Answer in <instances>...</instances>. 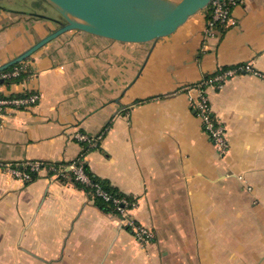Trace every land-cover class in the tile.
<instances>
[{
	"label": "crops",
	"instance_id": "obj_1",
	"mask_svg": "<svg viewBox=\"0 0 264 264\" xmlns=\"http://www.w3.org/2000/svg\"><path fill=\"white\" fill-rule=\"evenodd\" d=\"M51 9L0 0V65L56 29ZM205 26L202 11L154 44L71 31L3 86L6 98L39 100L5 113L0 162L67 168L32 182L0 168V264H264V77L236 73L208 88L227 127L225 156L188 91L247 64L264 76V0H246L216 37ZM78 132L102 138L84 155ZM77 159L138 203L152 242L140 244L74 180Z\"/></svg>",
	"mask_w": 264,
	"mask_h": 264
},
{
	"label": "water",
	"instance_id": "obj_2",
	"mask_svg": "<svg viewBox=\"0 0 264 264\" xmlns=\"http://www.w3.org/2000/svg\"><path fill=\"white\" fill-rule=\"evenodd\" d=\"M57 16V28L0 65V73L27 61L39 49L71 31L124 43H156L174 34L213 0H41Z\"/></svg>",
	"mask_w": 264,
	"mask_h": 264
},
{
	"label": "built area",
	"instance_id": "obj_3",
	"mask_svg": "<svg viewBox=\"0 0 264 264\" xmlns=\"http://www.w3.org/2000/svg\"><path fill=\"white\" fill-rule=\"evenodd\" d=\"M245 2L246 0H213L211 3L212 15L206 22L205 36L207 38L216 37L218 34V27L227 26L230 23L234 10L237 7L244 5ZM26 71H28V66L26 64H22L20 67H15L11 72L0 73V126H3L4 115L9 108L29 107L37 103L39 100V96L37 94L29 95L23 98H6L2 96L3 85L1 81L6 78L18 76L21 72ZM236 73H250L256 76L264 77L259 71L247 64L229 72L207 77L202 82L190 86L188 90L189 105L201 119L204 132L210 137L220 156H225L230 149L228 132L226 125L216 118L213 113L210 97L208 95V88H220L228 78ZM76 138L81 143L89 144L90 147H97L102 135L91 137L78 132L76 134ZM0 168L6 172L12 173L16 178L24 182H32L43 170L62 174L67 166L64 164L30 161L23 164L22 167L15 166L12 163L0 162ZM69 169L74 173L76 181L89 186L95 196L100 197L105 202H111L114 206H116V216L120 218L121 226L131 231L140 244L145 245L152 242L155 238L154 231L151 228L139 223L133 214L138 207V203L136 201L114 196L106 191L99 183L93 182L84 171L80 159H77L69 164Z\"/></svg>",
	"mask_w": 264,
	"mask_h": 264
},
{
	"label": "trees",
	"instance_id": "obj_4",
	"mask_svg": "<svg viewBox=\"0 0 264 264\" xmlns=\"http://www.w3.org/2000/svg\"><path fill=\"white\" fill-rule=\"evenodd\" d=\"M203 12L205 13V17H206V22L211 18V15H212V6L210 5L208 8H206L205 10H203ZM226 26H219L218 27V32L219 31H222L224 32ZM22 64H25V61L22 62V63H19L11 68H9L8 70L2 72V73H7V72H11L15 67H20L22 66ZM28 74H27V71L26 72H21L18 76H15V77H10V78H6L4 80L1 81L2 85L3 86H10L12 83H15V82H18L20 80H22L24 77H26ZM1 94V93H0ZM1 96V95H0ZM82 144V147H83V153L84 155L91 151L92 149L96 148V147H90L89 144L87 143H81ZM81 161V160H80ZM82 163V162H81ZM83 169L84 171L87 173V175L90 177V179L93 181V182H96V183H99L106 191H108L109 193L113 194L114 196H119V197H122V198H126L127 200H131L128 196L124 195L123 193H120L114 189H112L111 187H109L106 183L100 181L99 179H97L96 177H94L92 175V173L88 170L87 166L83 165ZM70 174H72L74 180L76 181L75 179V176H74V173L72 171L69 172ZM79 185L83 186L86 188V190L89 192V194L91 195L92 199L98 203L102 208H104L106 211L110 212L111 214H114V215H117V209H116V206L113 205V203L111 202H105L103 199H101L100 197H97L94 195V193L92 192V189L83 184V183H80L78 181H76Z\"/></svg>",
	"mask_w": 264,
	"mask_h": 264
},
{
	"label": "rangeland",
	"instance_id": "obj_5",
	"mask_svg": "<svg viewBox=\"0 0 264 264\" xmlns=\"http://www.w3.org/2000/svg\"><path fill=\"white\" fill-rule=\"evenodd\" d=\"M47 10H48V9H47ZM51 10H53V9H51ZM52 12L54 13V11H51V12H50V10H49L48 13H49V14H53ZM56 16H57V15H56ZM55 28H57V24L55 25Z\"/></svg>",
	"mask_w": 264,
	"mask_h": 264
}]
</instances>
